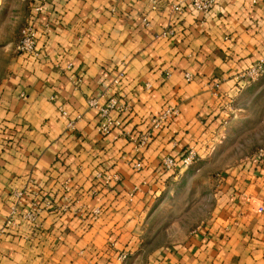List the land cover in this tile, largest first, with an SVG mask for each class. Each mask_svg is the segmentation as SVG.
Masks as SVG:
<instances>
[{
    "label": "crops",
    "instance_id": "crops-1",
    "mask_svg": "<svg viewBox=\"0 0 264 264\" xmlns=\"http://www.w3.org/2000/svg\"><path fill=\"white\" fill-rule=\"evenodd\" d=\"M182 1L45 0L35 16L25 0H0V48L14 53L0 82V264H264V152L219 176L208 216L182 242L140 248L149 213L185 170L164 172L160 159L191 148L207 159L241 111V73L264 59V0H216L205 15ZM28 24L34 60L15 52ZM112 96L125 110L111 116L149 133L143 148L98 132L87 102ZM169 108L176 116L151 129ZM62 111L81 117L74 130ZM47 199L36 228L22 218Z\"/></svg>",
    "mask_w": 264,
    "mask_h": 264
},
{
    "label": "rangeland",
    "instance_id": "rangeland-1",
    "mask_svg": "<svg viewBox=\"0 0 264 264\" xmlns=\"http://www.w3.org/2000/svg\"><path fill=\"white\" fill-rule=\"evenodd\" d=\"M6 53L14 54L0 48V82L7 68ZM248 85L241 111L230 120L214 151L178 174L158 198L140 238L143 257L192 233L209 214L219 176L264 148V78Z\"/></svg>",
    "mask_w": 264,
    "mask_h": 264
},
{
    "label": "built area",
    "instance_id": "built-area-1",
    "mask_svg": "<svg viewBox=\"0 0 264 264\" xmlns=\"http://www.w3.org/2000/svg\"><path fill=\"white\" fill-rule=\"evenodd\" d=\"M32 14L37 16L43 11V7L45 4V0H25ZM182 2H186L195 12L205 15L209 13L216 4V0H183ZM181 2V3H182ZM181 3L173 5L172 10L174 12H178L181 10ZM171 34L172 31H169ZM164 33L163 35H165ZM15 52L19 55L24 56L28 59H37L39 53L36 49V33L31 24L25 25L20 30V35L17 43L15 44ZM264 74V59H260L252 64L250 67L245 69L244 72L241 73L239 80H242L244 86L250 84L251 82L256 81ZM123 77V73H119L118 78L114 81L117 85ZM186 78H189L188 76ZM88 107L97 111V129L101 135H108L111 132H119V134L127 139L128 142L136 145V149L143 148L145 144L148 142L149 133L145 134H136L132 131L126 130L122 126V120L117 117L114 118L111 116L112 111L123 112L125 109L120 105L119 99L115 96L109 97L104 103H101L99 99L93 98L88 102ZM64 117L67 118L66 129L74 130L76 123L81 118L79 115H76L72 118L68 117V114L62 111ZM177 114L176 109H166L161 114L156 115L150 118V128L153 130L158 129L162 125L166 124L170 118L175 117ZM264 152V148L258 150V155L262 156ZM197 160V154L194 149L186 150L181 156L178 162H176L173 156H165L160 159V166L164 172H173L176 168L178 170L187 169ZM136 170H141V164L136 163L134 165ZM24 193L17 192L15 193V202L10 207V216L6 221V226H11L14 223V216L17 213V207L21 205V201L23 199ZM53 202L50 199L43 200L40 203L32 201L28 208L21 215L22 218L34 225L36 228V220L39 216L40 212L44 209L52 208ZM61 211H65L67 209L66 206L59 208ZM94 215L98 214V210H95ZM126 254L121 253L118 255L117 259L119 261H124L126 259Z\"/></svg>",
    "mask_w": 264,
    "mask_h": 264
}]
</instances>
